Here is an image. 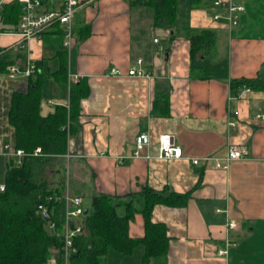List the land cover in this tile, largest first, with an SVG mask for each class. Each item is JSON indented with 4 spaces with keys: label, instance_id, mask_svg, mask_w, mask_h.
<instances>
[{
    "label": "crops",
    "instance_id": "1",
    "mask_svg": "<svg viewBox=\"0 0 264 264\" xmlns=\"http://www.w3.org/2000/svg\"><path fill=\"white\" fill-rule=\"evenodd\" d=\"M0 1L2 6L17 2ZM134 1L79 0L71 48L64 45L61 25L27 42L0 14V65L6 63L0 69V150L15 146L9 122L12 96L25 90L28 81L22 75L11 78L8 66L32 62L43 75L41 116L53 114L59 105L69 110L73 86L82 95L65 159L70 191L82 197L84 209L100 194L121 202V216L124 203L143 208L147 189L189 194L183 205L154 207L152 222L165 226L168 247L148 264H264V0H238L245 10L237 26L229 24L215 0H175L172 26L161 18L157 0ZM45 2L46 10L60 6L59 1ZM215 14L221 17L216 20ZM202 30L215 34L210 57L214 63L228 61V79L192 74L189 36ZM138 59L150 79L107 74L112 68L125 73ZM72 75L79 81L70 83ZM234 80L254 87L232 86ZM142 132L150 136L144 154L157 155L159 137L169 133L184 157L131 158ZM232 145L244 148L245 156L226 170L213 162H190L223 158ZM5 162L0 155V183ZM128 233L135 240L144 237L140 212ZM228 244V254L219 255ZM110 250L119 259L139 254L140 264L145 253L141 241L128 255Z\"/></svg>",
    "mask_w": 264,
    "mask_h": 264
},
{
    "label": "trees",
    "instance_id": "2",
    "mask_svg": "<svg viewBox=\"0 0 264 264\" xmlns=\"http://www.w3.org/2000/svg\"><path fill=\"white\" fill-rule=\"evenodd\" d=\"M200 1L190 0L192 4ZM154 4L161 18L172 26L176 20L175 0H157ZM21 13L22 5L17 1L3 6L1 20L15 25L17 31ZM189 40L192 74L201 79H228V61L214 63L210 57L216 42L215 34L210 30L194 31ZM4 67L6 63H1L0 69ZM42 84L43 75L38 73L37 65L35 74L28 78L26 89L16 91L12 96L9 122L15 130L14 147L26 153L41 148L42 154L26 156L20 165L16 164L15 158L6 159L5 190L0 192V264H47L53 257L59 261L63 259L65 154L68 136L76 132L75 118L82 95L73 86L69 110L67 106L59 105L53 114L43 117L40 114ZM235 85L254 87L249 81L234 80L232 86ZM143 195V208H136L132 202L124 203L123 216L117 211L121 202L104 194L95 196L80 222L82 230L74 238L77 252L71 256L70 264H107L110 249L128 255L140 241L145 247L142 264L165 254L168 247L166 228L152 222L153 209L158 204L183 205L189 194L172 192L164 195L147 189ZM39 205L47 208L49 220L39 211ZM136 212H140L145 220V234L141 240L132 239L128 233ZM51 224L53 229L49 227Z\"/></svg>",
    "mask_w": 264,
    "mask_h": 264
},
{
    "label": "built area",
    "instance_id": "3",
    "mask_svg": "<svg viewBox=\"0 0 264 264\" xmlns=\"http://www.w3.org/2000/svg\"><path fill=\"white\" fill-rule=\"evenodd\" d=\"M22 5V13L19 24L17 26V33L24 41H31L33 39H41L42 35L56 25H61L64 31V45L71 48L74 35H73V19L79 7V0H55L60 2L58 8L46 10L44 8L45 0H17ZM46 3V2H45ZM213 5L221 7L226 10V19L229 24L237 26L239 23L240 14L245 10V7L238 0H215ZM3 9L0 1V14ZM221 14H215L214 19H219ZM158 39H155L157 42ZM143 60L138 59L125 73L119 68H112L107 74L112 76H129L140 78H151V75L142 67ZM36 71L34 63H28L25 68L18 66H9L8 72L11 78L16 75H22L29 78ZM79 81L78 75L70 77V83ZM264 120V115L260 116ZM150 145V136L147 132H142L135 138L134 151L131 158H158V159H179L183 158V150L175 142L173 134L165 133L159 137L157 155L144 154L143 152ZM42 154L41 148H36L32 153H26L22 149H17L11 144H5L0 150V155L4 158H15L16 164L20 165L26 156H40ZM67 157L69 154L66 155ZM245 156L244 148L232 145L229 147L227 154L223 158H213L205 156L203 158H192L190 162L193 165H198L200 162H213L215 168L228 169L230 164L234 161L243 159ZM189 159V158H187ZM68 175V173L66 172ZM5 190L4 183H0V192ZM64 200V216L65 224L63 228V259L58 260L53 257L47 264H70V258L77 252L74 245V238L81 232V220L84 216L83 200L81 196L74 195L70 191L69 181L67 177L66 189L63 195ZM39 211L44 215L47 214V208L39 205ZM73 222V227L71 226ZM53 229L54 225L49 226ZM229 227H235L234 223H230ZM230 244L223 250H219L218 254L226 256Z\"/></svg>",
    "mask_w": 264,
    "mask_h": 264
},
{
    "label": "rangeland",
    "instance_id": "4",
    "mask_svg": "<svg viewBox=\"0 0 264 264\" xmlns=\"http://www.w3.org/2000/svg\"><path fill=\"white\" fill-rule=\"evenodd\" d=\"M3 176V174H2ZM1 176V180H3V177ZM85 205L88 207L89 202L88 200L85 201ZM114 251L110 250L108 258H107V264H140L141 256L139 254H135L132 258H121L119 259V255ZM127 259V260H126Z\"/></svg>",
    "mask_w": 264,
    "mask_h": 264
},
{
    "label": "water",
    "instance_id": "5",
    "mask_svg": "<svg viewBox=\"0 0 264 264\" xmlns=\"http://www.w3.org/2000/svg\"><path fill=\"white\" fill-rule=\"evenodd\" d=\"M88 209L84 210V214H87ZM44 216L46 217L47 220H49L48 214H44ZM71 226L73 227V222H71Z\"/></svg>",
    "mask_w": 264,
    "mask_h": 264
}]
</instances>
